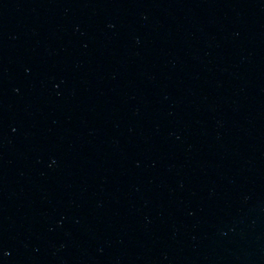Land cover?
Wrapping results in <instances>:
<instances>
[{
    "label": "water",
    "instance_id": "obj_1",
    "mask_svg": "<svg viewBox=\"0 0 264 264\" xmlns=\"http://www.w3.org/2000/svg\"><path fill=\"white\" fill-rule=\"evenodd\" d=\"M0 264H264V0H0Z\"/></svg>",
    "mask_w": 264,
    "mask_h": 264
}]
</instances>
